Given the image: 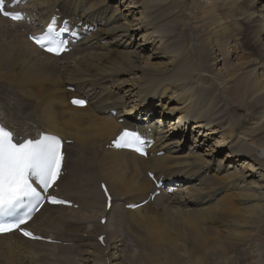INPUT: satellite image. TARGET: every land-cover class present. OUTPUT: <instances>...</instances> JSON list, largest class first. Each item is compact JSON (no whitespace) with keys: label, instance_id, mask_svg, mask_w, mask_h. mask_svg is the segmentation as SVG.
Wrapping results in <instances>:
<instances>
[{"label":"bare ground","instance_id":"obj_1","mask_svg":"<svg viewBox=\"0 0 264 264\" xmlns=\"http://www.w3.org/2000/svg\"><path fill=\"white\" fill-rule=\"evenodd\" d=\"M114 1L20 0L31 24L0 17V117L22 136L72 140L55 192L78 206L45 205L28 223L66 246L10 232L0 235V264H24L29 254L45 262L51 247L59 264L77 256L78 264H264V0H126L125 13ZM46 22L66 25L71 52L55 57L28 41ZM182 33L195 40L184 54L174 43ZM211 38L226 42V54L216 42L209 54ZM236 42L249 63L231 62ZM250 67L253 83L245 76L237 94L228 92ZM78 96L85 107L69 104ZM132 125L155 140L147 158L108 146ZM147 172L179 183L181 195L163 191L127 209L155 190ZM145 209L149 223L128 244L113 225Z\"/></svg>","mask_w":264,"mask_h":264},{"label":"snow or ice","instance_id":"obj_2","mask_svg":"<svg viewBox=\"0 0 264 264\" xmlns=\"http://www.w3.org/2000/svg\"><path fill=\"white\" fill-rule=\"evenodd\" d=\"M12 2L19 3L20 0ZM6 7V0H0V14L4 17L12 20L23 19L21 13L8 11ZM64 31L67 29L57 30L50 23L43 33L33 35L30 39L47 52L59 55L67 50L65 41L60 38ZM72 103L84 106L86 101L74 98ZM63 143L59 136L48 133H42L36 138L21 136L0 120V233L18 229L24 236L38 238L21 225L31 220L45 200L52 204L69 203L48 194L57 185L62 174ZM113 144L144 154L140 135L128 128L119 133ZM101 187L111 207L108 188L105 185ZM99 239L103 243L104 237Z\"/></svg>","mask_w":264,"mask_h":264},{"label":"rangeland","instance_id":"obj_3","mask_svg":"<svg viewBox=\"0 0 264 264\" xmlns=\"http://www.w3.org/2000/svg\"><path fill=\"white\" fill-rule=\"evenodd\" d=\"M116 1H114V3H118ZM124 2L127 3L126 0H121V1L119 0L118 8L121 9V11L125 13V11L123 9V6L121 4V3H124ZM217 3H218V1H217ZM258 28L260 29V32L263 31V29H264L263 27H260V25H259ZM180 35H181V37H179L178 39H176V41L174 43H175L176 47L180 49V53L181 54H184L186 52V50H187L188 47H191V46H193V44H195V40L193 38H189V36L186 33H182ZM138 39H139V37L136 36V39L134 41H138ZM214 42H216L217 44L222 43L224 45V47H225V51L224 52L226 54V51H227V49H226L227 48L226 47V42L220 41V38H218V39L217 38H211L210 41H208L206 43L205 48L207 49V51L209 52V54H211V53L214 52V50H212V48H211V45ZM232 47H233V49H234V51L236 53L233 55V57L231 59V62L236 63L237 65H240L239 63H242V64L249 63L248 62V59L246 58L247 55H246V53H243L242 52V47H240L239 42L233 43ZM148 51L149 50H147V52ZM220 66L221 65H219V67ZM253 68L254 67H250V68L244 70V72L242 74L240 73V71H237L234 74V76H235V81H233L234 83L231 82V83L228 84L229 86L227 85L229 87V90H230L228 92H232V93L237 94L236 89L244 86L243 78L245 76H247L245 78H248V76H252L253 75L251 77V80H250L253 83V80L252 79H253L254 74H255L254 72H257L258 71L257 68L254 69V70H251ZM259 72H261V70H259ZM228 74L229 73H226L225 75H228ZM191 82L189 83V84H191V88L196 87L195 85H197V83H195L194 81L192 83ZM225 90H226V88H225ZM242 90H243V88H242ZM243 102H244V96L241 95V96L238 97L237 103L238 104H242ZM158 115H159V112L156 113V117H158ZM153 118H154V116H153ZM132 119H135V117H132ZM167 125H169V124L167 123ZM192 141L193 140L191 138L188 139L185 142L186 147H189V145H191L190 143H192ZM205 147L206 146H204V144H203V146H202L201 149L203 150ZM199 151L201 152V150H199ZM221 155H224V153H221ZM221 155H219L218 157H221ZM83 171L88 172V167H85ZM257 175H258V173H257ZM181 188H183V187H181V185L178 186V187H176V189H178V191H177V193L175 191V194L181 195V191H182V190H180ZM160 203H162V202H160ZM154 207H155V205L152 208H154ZM159 207H166V206H159ZM74 209H77V208H74ZM155 215H157V212H156ZM151 216H152V214H150V212L148 213V211H146V209H145L142 213H140L139 215H136L134 217H132V216H126V217H124L123 218V222L122 223H117V224L113 225V228H114V230L116 231L117 234H121L128 241V244H131V241H129L130 239L133 238V237L131 238V236L132 235L134 236L136 233L142 232L141 231V225H144V223H149L148 219ZM143 221H144V223H143ZM202 221H207V218H205V219H203V220H201L199 222V225H201L202 228H205L204 223H201ZM86 225H88V223ZM184 230L186 232H188L190 230V227H188V226L187 227H184ZM69 233L70 232H67L66 234H69ZM118 238H119V236H118ZM132 242H134L133 239H132ZM49 244H52V243H49ZM54 245L66 246L65 242H64V244H60L59 242H55ZM250 245H251L250 246L251 249H250L248 255L251 258H253V259L256 260L257 258H259L262 255V252L259 251L260 250V247H259V245H258L257 242L256 243L253 242ZM55 250H56L55 247H51V252L50 253H48V251L46 252V253H48V258L47 259H43L45 262H42L41 259H40V257H38L37 255H35V254H29V255L26 256V261L24 262V264H34V263H36V264H59V262H60L59 258H58V261L55 260L56 254H57V253L54 252ZM64 254H63V256H66V252H64ZM73 257L75 258V255ZM77 257L75 259L73 258L74 259L73 261L68 262L66 264H78V260H76V259H79L80 260L83 256L82 257L79 256L78 258ZM85 263L86 264H91L92 262H85ZM85 263H83V264H85Z\"/></svg>","mask_w":264,"mask_h":264}]
</instances>
